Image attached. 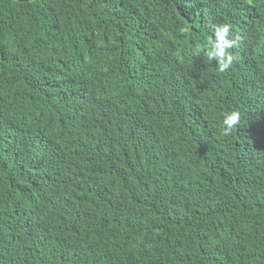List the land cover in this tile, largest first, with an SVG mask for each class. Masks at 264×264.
Listing matches in <instances>:
<instances>
[{"label": "trees", "instance_id": "trees-1", "mask_svg": "<svg viewBox=\"0 0 264 264\" xmlns=\"http://www.w3.org/2000/svg\"><path fill=\"white\" fill-rule=\"evenodd\" d=\"M0 264H264V0H0Z\"/></svg>", "mask_w": 264, "mask_h": 264}, {"label": "clouds", "instance_id": "clouds-1", "mask_svg": "<svg viewBox=\"0 0 264 264\" xmlns=\"http://www.w3.org/2000/svg\"><path fill=\"white\" fill-rule=\"evenodd\" d=\"M212 35L208 38L207 47L197 45L194 55H203L208 62L215 60L217 70L221 73L229 69L236 57L230 51L239 48L241 37L236 34L228 23L210 25ZM240 122L238 111L226 112L222 118V130L225 136L231 134Z\"/></svg>", "mask_w": 264, "mask_h": 264}]
</instances>
